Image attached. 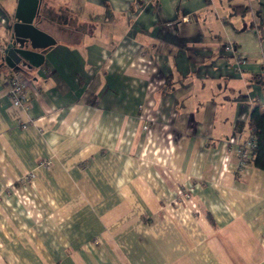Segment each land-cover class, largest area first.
Returning a JSON list of instances; mask_svg holds the SVG:
<instances>
[{"label": "crops", "instance_id": "1", "mask_svg": "<svg viewBox=\"0 0 264 264\" xmlns=\"http://www.w3.org/2000/svg\"><path fill=\"white\" fill-rule=\"evenodd\" d=\"M248 1L49 0L71 23L36 24L56 39L42 64L0 61V264H264V169L238 166L264 109Z\"/></svg>", "mask_w": 264, "mask_h": 264}, {"label": "water", "instance_id": "2", "mask_svg": "<svg viewBox=\"0 0 264 264\" xmlns=\"http://www.w3.org/2000/svg\"><path fill=\"white\" fill-rule=\"evenodd\" d=\"M40 2L17 0L11 34L4 46L2 60L8 67L21 72L41 65L46 49L56 42L51 34L34 22Z\"/></svg>", "mask_w": 264, "mask_h": 264}, {"label": "trees", "instance_id": "3", "mask_svg": "<svg viewBox=\"0 0 264 264\" xmlns=\"http://www.w3.org/2000/svg\"><path fill=\"white\" fill-rule=\"evenodd\" d=\"M49 0H41L39 11L34 19L35 24L44 21H50L52 23H58V26L64 25L66 22H70L67 19V14L61 12H55L51 5L48 4ZM230 13L244 15L250 9L251 5L248 0H241L239 2L229 0ZM9 14L10 22L13 20L14 11ZM71 23V22H70ZM3 52H0V61L2 60ZM14 69H12L13 71ZM15 74L21 73L14 71L10 73V77ZM9 77V78H10ZM255 80L264 88V73H261ZM249 135L252 137V145L249 146L250 157L247 162L254 164L255 166L264 169V109L259 107V104H255L251 107L248 117ZM247 138V137H246Z\"/></svg>", "mask_w": 264, "mask_h": 264}, {"label": "built area", "instance_id": "4", "mask_svg": "<svg viewBox=\"0 0 264 264\" xmlns=\"http://www.w3.org/2000/svg\"><path fill=\"white\" fill-rule=\"evenodd\" d=\"M182 20L189 21L191 20V17L188 15H185L182 17ZM227 49L233 50L232 45L228 44L226 45ZM4 50V46L0 43V52L2 53ZM238 62L244 63L245 59L241 56H238ZM8 96L12 103V105L26 109L29 106L30 96L26 90L25 82L19 74H15L14 76L9 78V89H8ZM253 143L252 137L250 135L247 136L245 141L240 145L238 148V166L241 167L243 164L247 162V159L250 157L249 154V146H251ZM33 173H27L23 180H27L30 177H32ZM97 241V240H95Z\"/></svg>", "mask_w": 264, "mask_h": 264}]
</instances>
